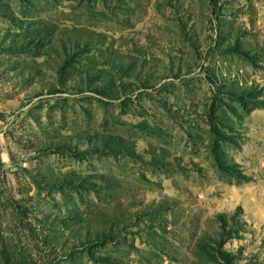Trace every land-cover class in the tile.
Instances as JSON below:
<instances>
[{"label": "rangeland", "instance_id": "obj_1", "mask_svg": "<svg viewBox=\"0 0 264 264\" xmlns=\"http://www.w3.org/2000/svg\"><path fill=\"white\" fill-rule=\"evenodd\" d=\"M0 264H264V0H0Z\"/></svg>", "mask_w": 264, "mask_h": 264}, {"label": "trees", "instance_id": "obj_2", "mask_svg": "<svg viewBox=\"0 0 264 264\" xmlns=\"http://www.w3.org/2000/svg\"><path fill=\"white\" fill-rule=\"evenodd\" d=\"M218 217H219V220H220L222 223L226 224V221H225V215H224V214H221V215H219Z\"/></svg>", "mask_w": 264, "mask_h": 264}]
</instances>
